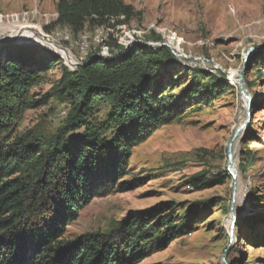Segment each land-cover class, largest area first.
I'll list each match as a JSON object with an SVG mask.
<instances>
[{"label":"rangeland","instance_id":"374dc122","mask_svg":"<svg viewBox=\"0 0 264 264\" xmlns=\"http://www.w3.org/2000/svg\"><path fill=\"white\" fill-rule=\"evenodd\" d=\"M120 1L130 8L128 15L109 16L103 22L92 16L75 33L58 21L59 0H0V37L19 25L37 26L44 34L68 28L69 39L60 45L79 62L72 69L62 57L34 42H0L34 45L61 60L31 88L34 99L49 94V101L26 110L13 135L35 132L48 136L64 122L66 117L55 119L57 109L64 107L67 114L70 107L68 100L58 95L63 68L78 72L93 58L116 59L133 48L163 46L172 55L169 62L155 63L152 80L158 87L163 84L168 110L177 98L184 97L199 71L210 72L231 88L209 100L204 95L203 99L192 97L189 104L182 99V116L166 122L132 148L114 189L107 193L98 190L78 217L68 222L65 237L111 232L124 218L138 219L160 202H172L181 213L195 201L211 200L209 206L200 207V222L192 232L174 238L135 264H221L223 253L227 264H264V249L244 240L251 233L249 226L241 230L243 239H238L235 223L229 238L233 181L225 176L226 144L246 120V96L252 111L236 156V222L264 212V68H249L248 59L245 62L248 49L264 46V0ZM242 68L247 90L243 94L226 76V72L240 73ZM108 112L109 107L103 106L97 119L103 120ZM121 184L122 188L117 187ZM251 192L262 200L258 210L250 208Z\"/></svg>","mask_w":264,"mask_h":264},{"label":"trees","instance_id":"16d2710c","mask_svg":"<svg viewBox=\"0 0 264 264\" xmlns=\"http://www.w3.org/2000/svg\"><path fill=\"white\" fill-rule=\"evenodd\" d=\"M129 9L120 0L57 3L59 23L75 33L87 18L103 22L128 15ZM172 58L163 46H143L116 59L93 58L78 72L63 68L58 95L70 106L64 122L48 136L13 135L26 110L49 101V94L34 99L31 88L61 60L27 43L0 45V264H135L196 228L200 207L211 200L195 201L181 213L172 202H160L138 219L124 218L111 232L65 237L68 222L98 190L114 189L132 148L182 116V99L189 104L204 95L209 100L231 88L199 71L168 110L163 84L158 87L152 80L155 63ZM251 66L264 68V50L249 54ZM105 105L109 112L99 121L96 116ZM225 176L231 177L227 170ZM251 193L250 208L258 210L262 200ZM245 226L251 233L244 240L264 249V212L238 219V239Z\"/></svg>","mask_w":264,"mask_h":264},{"label":"bare ground","instance_id":"6f19581e","mask_svg":"<svg viewBox=\"0 0 264 264\" xmlns=\"http://www.w3.org/2000/svg\"><path fill=\"white\" fill-rule=\"evenodd\" d=\"M64 31H68V28L60 29V30L56 31L55 34H63ZM3 39L4 40H14V41L23 40V41L34 42V43L38 44L39 46L45 48L46 50H50V52L52 51L54 54L62 57L63 60H65V63L72 69L73 68L75 69L76 65L79 63L78 60L72 55V53L68 49H66L65 47H62L59 44H56V43L52 42L51 40L47 39L46 34H44L40 28H38L37 26H34V25H19L15 29H12V30L10 29L9 33L7 35H5L4 37H0V40H3ZM68 39H69V35H64V43H66L68 41ZM154 46H158V45L155 44ZM103 53L105 54V52H103ZM212 66H213V64H212ZM238 74H239V72H236V71L226 72L227 78L231 82H233L237 87H238V85H237L236 80H237ZM242 89H243V92L247 91L246 86L244 87V85H243ZM245 101H246V99L244 100V103H245ZM249 111H250V106H249ZM56 113L57 114L55 116V119L61 120L64 118V116L66 114V110L63 108L57 109ZM238 127L236 128V130L238 129ZM228 144H229V141L226 144L227 147H228ZM239 144H240V135L236 136L232 140V144L230 147V151L232 153V162H233L234 167L236 168V171H237V178H238V164H237L236 156L238 153ZM227 147H226V150H227ZM237 178H236V184H237L236 204L239 201V194H238L239 190H238ZM236 204H235V206H237ZM235 213H236V209H235Z\"/></svg>","mask_w":264,"mask_h":264},{"label":"water","instance_id":"95a60500","mask_svg":"<svg viewBox=\"0 0 264 264\" xmlns=\"http://www.w3.org/2000/svg\"><path fill=\"white\" fill-rule=\"evenodd\" d=\"M2 41H6V40H0V42ZM7 41H12L15 42L13 40H7ZM264 50V46L260 47V48H250L246 51L245 54V62L248 59V56L251 52H256V51H262ZM242 75H243V68L240 71V73L238 74L237 77V85L238 88L240 90V93L243 94V79H242ZM245 99L247 101V106H246V120L238 127V129L233 133L231 139L229 140V144L226 150V154H227V171L230 174L232 181H233V189H232V194H231V199H230V205H229V216H230V229H229V238H232L233 236V231H234V227H235V223H236V219H237V215L235 213V204H236V193H237V184H236V178H237V171L236 168L234 167V164L232 162V153L230 151V147L232 144V140L240 135V139H242V133L245 131L247 124H248V117H249V106H250V100L245 96ZM241 133V134H240ZM220 263L221 264H227V262L225 261V255L224 253L221 255L220 257Z\"/></svg>","mask_w":264,"mask_h":264},{"label":"built area","instance_id":"2783aa9c","mask_svg":"<svg viewBox=\"0 0 264 264\" xmlns=\"http://www.w3.org/2000/svg\"><path fill=\"white\" fill-rule=\"evenodd\" d=\"M69 31H64L63 34H46V38L51 40L52 42L56 44H62L64 43V35H69ZM61 46V45H60Z\"/></svg>","mask_w":264,"mask_h":264}]
</instances>
